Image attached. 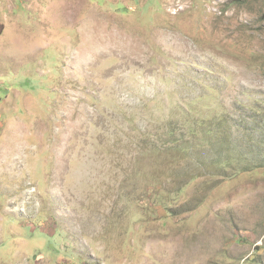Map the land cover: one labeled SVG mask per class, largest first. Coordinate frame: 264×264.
Returning <instances> with one entry per match:
<instances>
[{
	"label": "rangeland",
	"instance_id": "obj_1",
	"mask_svg": "<svg viewBox=\"0 0 264 264\" xmlns=\"http://www.w3.org/2000/svg\"><path fill=\"white\" fill-rule=\"evenodd\" d=\"M0 264H264V0H0Z\"/></svg>",
	"mask_w": 264,
	"mask_h": 264
},
{
	"label": "trees",
	"instance_id": "obj_2",
	"mask_svg": "<svg viewBox=\"0 0 264 264\" xmlns=\"http://www.w3.org/2000/svg\"><path fill=\"white\" fill-rule=\"evenodd\" d=\"M0 33H1V31H0Z\"/></svg>",
	"mask_w": 264,
	"mask_h": 264
}]
</instances>
